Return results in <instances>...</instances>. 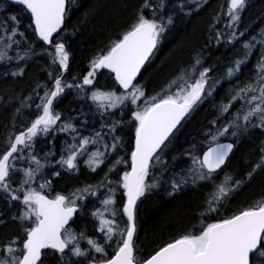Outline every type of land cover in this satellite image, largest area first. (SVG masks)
Returning a JSON list of instances; mask_svg holds the SVG:
<instances>
[{
    "label": "snow or ice",
    "instance_id": "1",
    "mask_svg": "<svg viewBox=\"0 0 264 264\" xmlns=\"http://www.w3.org/2000/svg\"><path fill=\"white\" fill-rule=\"evenodd\" d=\"M206 3L136 0L126 26L91 58L86 74L71 81L64 78L70 64L64 25L76 0L0 3V64L6 66L0 73L22 77L27 61L41 54L49 59L47 82L36 81L28 95L13 97L18 104L0 149V202L6 205L0 225L18 229L0 234V264H264V192L251 204L230 207L255 175L264 173V139L250 154L257 158L246 159L244 175L225 171L253 130L264 136V26L257 31L244 25L248 0H224L211 18L205 45L159 92L148 95L146 85L137 82L170 27ZM22 17L28 20L23 30ZM38 42L47 47L37 52ZM213 42L232 50L219 77L213 75L218 65L206 66L204 56ZM253 55L250 75L240 81L238 74ZM104 69L113 79L110 88L96 84ZM233 78L239 82L213 104L202 135L169 158L183 122L214 96L222 80ZM69 91L80 103L77 116L56 109ZM85 106L91 122L83 118ZM117 112L130 113L128 122L112 119ZM123 127L131 130L128 141L117 134ZM60 134L65 140L57 158L54 141ZM121 148H127L124 156L117 155ZM110 160L96 183L56 190L55 179L79 174L81 161L95 174ZM204 187L209 190L193 214L198 222L142 252L137 240L143 200ZM89 203L93 207L85 211ZM77 214L89 220L91 231L71 226Z\"/></svg>",
    "mask_w": 264,
    "mask_h": 264
},
{
    "label": "trees",
    "instance_id": "2",
    "mask_svg": "<svg viewBox=\"0 0 264 264\" xmlns=\"http://www.w3.org/2000/svg\"><path fill=\"white\" fill-rule=\"evenodd\" d=\"M167 2L171 5L175 3V0H167ZM203 2L204 0H201V3ZM0 3H7V0H0ZM76 3L78 6L72 8L64 25L67 33L65 42L70 53L69 68L64 73V78L67 81H71L73 76L86 74L91 58L126 26L135 11L130 5L135 4L136 0H76ZM222 3H224V0H207L202 9L194 11L190 16L178 19L170 27L158 48L154 51V55L146 62L137 78L138 83L146 85L145 90L148 95L159 92L161 87L181 68L186 67L191 62L194 53L205 45L209 25L213 22L211 18L221 10ZM9 11H15V9H9ZM262 13H264V0H248V6L242 13L244 25L252 24V27L258 31L259 26H264L261 25ZM21 20V30H23L28 20L26 17H22ZM217 27L223 28V23ZM28 34L30 35L31 33ZM64 34L62 33V35ZM38 44L37 52L47 47L42 42H38ZM11 54L14 53L10 52ZM204 56L206 66L210 64L218 65L213 75L219 77L232 58V50L223 44L217 45L213 42L205 50ZM255 60L256 57L253 55L251 62L246 67L242 66L243 71L238 74L240 81L249 77ZM48 64V57L41 54L22 65L25 67V73L22 77L14 78L0 73V149L3 148L2 141L4 136L12 128V114L18 104V101L13 97L20 96L22 98L28 95L32 87L35 86L36 81L47 82ZM0 69L6 70V66L0 64ZM238 82L234 78L231 81L222 80L217 85L214 96L206 100L191 118L183 122V128L177 133L172 145H170L172 151L169 153V158L179 151L187 149L193 138H199L202 135V125H206L208 120L213 118V104L219 103L229 89ZM96 84L104 88L112 87L113 79L111 74L105 69L101 70L97 74ZM236 107H239V104ZM56 109L66 115L77 116L80 103L76 101L74 91H69L56 105ZM26 112L27 110H25ZM84 112L88 113V115L83 118L91 122L93 115L87 106H85ZM129 116L130 113L121 116V113L117 112L112 119L122 118L127 123ZM94 118L99 120L98 116ZM20 120H23V117H20ZM19 122L18 120L17 126H19ZM77 126H79V123ZM96 126L99 127L98 124ZM130 131L128 127H123L117 134L121 135L125 141H128ZM261 139H264V136H261L260 131L258 129L253 130L252 137L243 142L239 150L231 158L225 171L244 175L249 170L246 159L257 158L250 154L258 151ZM64 140L65 136L60 134L54 141L57 158L60 146ZM37 147L39 148L40 145L38 144ZM45 150L47 149L45 148ZM126 152L127 148H121L117 155L124 156ZM115 158L113 156L111 160H115ZM111 160L102 165L95 174L84 168L81 161L79 174L64 173L60 178L55 179L54 186L59 191L74 187L77 182L94 184L107 171ZM120 167L123 169L124 166L121 165ZM50 174L51 172L49 171ZM222 175L223 173H221ZM208 190L207 187L186 189L177 193L174 197L165 196L161 192L144 199L139 206V236L137 240V245L142 252L150 251L156 243L175 236L192 224L197 223L198 221L193 219V214L199 207L202 193ZM262 192H264V173H259L236 196L230 207L237 208L251 204L260 198ZM5 207L6 205L0 202V211L4 210ZM92 207V203H89L88 209L85 211L91 210ZM79 216L80 214H77L76 224L71 226L76 228L77 231L80 230L77 225L81 227L87 226L88 230L91 231L92 224L89 220L80 219ZM16 230L18 229L14 224H8L7 227L0 225V234L3 235H11Z\"/></svg>",
    "mask_w": 264,
    "mask_h": 264
},
{
    "label": "water",
    "instance_id": "3",
    "mask_svg": "<svg viewBox=\"0 0 264 264\" xmlns=\"http://www.w3.org/2000/svg\"><path fill=\"white\" fill-rule=\"evenodd\" d=\"M43 43V42H42ZM223 142H228V141H223Z\"/></svg>",
    "mask_w": 264,
    "mask_h": 264
}]
</instances>
